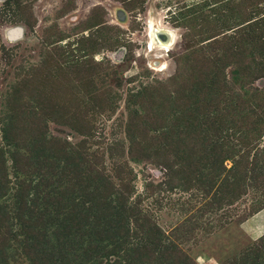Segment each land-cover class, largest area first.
Returning <instances> with one entry per match:
<instances>
[{
  "label": "rangeland",
  "instance_id": "374dc122",
  "mask_svg": "<svg viewBox=\"0 0 264 264\" xmlns=\"http://www.w3.org/2000/svg\"><path fill=\"white\" fill-rule=\"evenodd\" d=\"M0 264H264V0H0Z\"/></svg>",
  "mask_w": 264,
  "mask_h": 264
},
{
  "label": "bare ground",
  "instance_id": "6f19581e",
  "mask_svg": "<svg viewBox=\"0 0 264 264\" xmlns=\"http://www.w3.org/2000/svg\"><path fill=\"white\" fill-rule=\"evenodd\" d=\"M151 35L160 38V50L162 52H169L172 49L175 36L168 28L162 26L155 28L151 30ZM151 49H153V45H151Z\"/></svg>",
  "mask_w": 264,
  "mask_h": 264
},
{
  "label": "crops",
  "instance_id": "0c3cea01",
  "mask_svg": "<svg viewBox=\"0 0 264 264\" xmlns=\"http://www.w3.org/2000/svg\"><path fill=\"white\" fill-rule=\"evenodd\" d=\"M255 227L253 225H250V229H254Z\"/></svg>",
  "mask_w": 264,
  "mask_h": 264
},
{
  "label": "water",
  "instance_id": "95a60500",
  "mask_svg": "<svg viewBox=\"0 0 264 264\" xmlns=\"http://www.w3.org/2000/svg\"><path fill=\"white\" fill-rule=\"evenodd\" d=\"M15 31H16V32H18L19 30H18V31H17V30H15Z\"/></svg>",
  "mask_w": 264,
  "mask_h": 264
}]
</instances>
